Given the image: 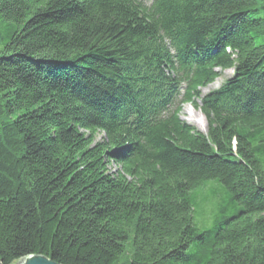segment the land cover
I'll list each match as a JSON object with an SVG mask.
<instances>
[{"label": "trees", "instance_id": "1", "mask_svg": "<svg viewBox=\"0 0 264 264\" xmlns=\"http://www.w3.org/2000/svg\"><path fill=\"white\" fill-rule=\"evenodd\" d=\"M27 255L264 264V0H0V264Z\"/></svg>", "mask_w": 264, "mask_h": 264}, {"label": "rangeland", "instance_id": "2", "mask_svg": "<svg viewBox=\"0 0 264 264\" xmlns=\"http://www.w3.org/2000/svg\"><path fill=\"white\" fill-rule=\"evenodd\" d=\"M231 75H232L231 69L223 70L220 72L219 76L217 78H215V80L212 83L208 84L207 86H205L203 88H200L199 91L201 92V94H205V93L209 92L210 90L217 89ZM190 103L182 104L178 117L182 121H185L186 123H188L190 125H193L194 127H196V129H199L200 131L205 132L206 131V129H205L206 123H205L204 116H202L203 114L201 113L200 109H198L197 107H195L193 104H190ZM198 103H199V100L196 101L197 105H198ZM203 124L205 126V128H204L205 130L201 129ZM212 189H213V187L199 190V192L196 196V202H202V200H205V201H203V203L206 207L208 206V208H209L210 207L209 202L211 200L210 196H211L212 191H213Z\"/></svg>", "mask_w": 264, "mask_h": 264}, {"label": "water", "instance_id": "3", "mask_svg": "<svg viewBox=\"0 0 264 264\" xmlns=\"http://www.w3.org/2000/svg\"><path fill=\"white\" fill-rule=\"evenodd\" d=\"M16 264H59L42 255H27Z\"/></svg>", "mask_w": 264, "mask_h": 264}, {"label": "bare ground", "instance_id": "4", "mask_svg": "<svg viewBox=\"0 0 264 264\" xmlns=\"http://www.w3.org/2000/svg\"><path fill=\"white\" fill-rule=\"evenodd\" d=\"M190 122V121H189ZM205 128V126H204V124L202 125V127H201V129H204ZM205 130V129H204Z\"/></svg>", "mask_w": 264, "mask_h": 264}]
</instances>
